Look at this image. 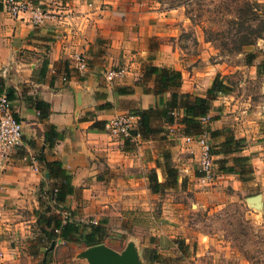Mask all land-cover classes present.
<instances>
[{
    "label": "crops",
    "instance_id": "obj_1",
    "mask_svg": "<svg viewBox=\"0 0 264 264\" xmlns=\"http://www.w3.org/2000/svg\"><path fill=\"white\" fill-rule=\"evenodd\" d=\"M19 1L27 3L29 9L17 17L0 11V90L10 93L8 106L21 125V146L11 151L0 166V264H40L43 257L40 245L35 255L30 254V247L35 236H42L33 212H41L50 205L45 192L52 181L48 178L46 163L58 162L60 169L70 177L72 192L65 197L64 206L72 211L71 220L84 223L95 207L105 214L117 213L119 209L123 215H149L147 203L140 200L143 199L140 194L151 191L146 185L150 172L147 170L156 168L160 143L149 137L142 140L140 137L136 143L122 142L109 137L103 124L117 114L152 110L155 105H160L157 111L161 108L167 95L152 92V79L147 85L135 81L145 58V67L170 66L160 50L154 61L150 52L156 50L146 47L145 41L163 34L157 25L172 10H156L149 0ZM32 11L42 14L41 22L32 21ZM173 12L177 15L173 16L174 36L175 25L180 24V29H185L190 24L179 11ZM76 55L85 59V70L74 68ZM178 56L185 55L182 48L174 45L171 67L181 72L179 91L203 98L210 86L201 93L197 91L202 82L198 77L202 70L184 71ZM111 66L122 73L114 84L104 81L100 75ZM76 90L83 91L89 99L77 116ZM36 102L47 105L46 117L38 114ZM101 105L108 106L99 110ZM93 122L99 126L92 128ZM176 127L181 128V125L174 119L173 130ZM168 130H172L171 127ZM53 133L62 134V138L54 139ZM197 139L198 136L174 135L173 132L162 145L169 156L173 155V165L169 167L176 171L174 185H184L186 192L201 200L190 203L191 208L211 199L218 185H229L234 190L238 187L234 174L219 173L214 164V182L199 174ZM206 140L207 144L211 141ZM117 167L126 173L121 177L110 174ZM167 209L168 219H173V223L161 217L157 219L156 232L150 234H156L157 238L152 245L156 246L160 259L155 262L161 264L172 258V254L173 258L181 256V246L192 254L194 248L211 245L208 237L201 236L194 241L195 247L192 243L188 245L184 241L186 236L197 234L187 228L180 217L181 205L173 200L172 206L163 207V216ZM100 224L104 227V220ZM65 244L57 240L55 247ZM63 250L66 251L65 246Z\"/></svg>",
    "mask_w": 264,
    "mask_h": 264
},
{
    "label": "rangeland",
    "instance_id": "obj_2",
    "mask_svg": "<svg viewBox=\"0 0 264 264\" xmlns=\"http://www.w3.org/2000/svg\"><path fill=\"white\" fill-rule=\"evenodd\" d=\"M149 1L156 10H172L168 12V15L165 14L164 21L157 25L163 34L152 36L145 41L146 47L156 50L150 52V55H153V60L156 59L157 50H160L170 61V66L167 68H172L173 46L177 45L182 48L185 55L178 56L179 60L182 59L183 70L188 72L194 69L202 70L201 76H198L202 80L198 85V92L201 93L214 80L225 86L227 89L225 92L216 93L213 99L208 101L206 115L208 114L209 118L206 117L202 126L205 129L218 132V135L211 138L208 144L212 149L217 148L230 137L234 140H240V151L234 156L245 157L246 160L236 165L238 167V174H234L238 181L236 190L229 185H218L219 188L211 199L207 198L203 201L202 206L195 205L191 208L190 203L195 204L201 200H196L190 193L186 192L184 185H174L173 177L169 178L164 173L166 167L173 165V155L169 156L165 152L166 148L162 145L166 142L168 134L174 132V135H179L182 128L176 127V130H173V120L170 124H167L163 119L161 120L157 114V107L160 105H155L147 119L151 132L141 135V140L149 137L158 141L162 147L158 149L160 155L155 160L156 168L146 169L156 173L157 181L161 183L158 192L152 193L150 191L146 192V195L140 194L143 198L140 200L147 203L149 215L147 217L123 215L121 214L123 211H119V209L117 213L108 211L105 214V211L95 207L93 208L94 212L90 213L83 224L96 226L104 220L102 244L114 250L121 249L125 237L131 235L137 239L142 250L148 249L157 255V248L152 245L157 242L156 234L154 236L150 234L151 231L156 232L154 228L157 225V219L167 217L164 220L168 222V209L165 210L166 214L163 216V207L165 205L172 206L173 200H175L181 205L182 215L180 217L184 219L185 226L197 234L196 236H186L184 241L188 245L194 244L195 247L198 236L208 237L207 241L211 245L208 248H194L192 254L188 250L184 251L179 248L181 256L173 258L172 254V258L163 261L161 264H264V213L258 215L251 212L243 201L245 197L260 193L264 202V43L257 41L252 46L243 47L240 54H228L224 51L225 49H215L212 44L205 42L203 31L206 33L208 31L211 33L228 32L224 23V16L216 11L218 0H198L199 2L196 4L186 7L194 21L190 23L188 20L187 23L190 26H186L185 29H180V24L175 25L173 36V16H177L176 12L173 11H179L184 19H187L183 6L177 7L179 0H173V8L171 9H168L166 4L168 0ZM248 1L256 2L260 7H264V0ZM136 28L140 27L136 25ZM197 37L200 38L199 41L196 40ZM247 54H251L253 57L249 65L245 63ZM146 62L145 58L135 83L141 82L147 85L151 82L152 78L144 76L143 70L147 65ZM119 70V68L111 66L108 71L117 72ZM106 73L107 70L104 69L100 73L104 81ZM185 77L186 73L183 74V81ZM117 81L114 79L109 83L114 84ZM181 82L182 75L180 72ZM205 94L206 92H204ZM179 115L180 113L174 114L177 122ZM166 124L172 130H168L170 127ZM205 138L209 139L208 135ZM232 157L233 155L212 156V161L214 164L216 159H225V166L228 167L231 165ZM214 168L216 171L215 164ZM124 173L126 171L120 167L110 172L112 175L117 174V177H121ZM214 174L209 179L211 182H214ZM146 185L148 186V183ZM126 212L130 213L129 211ZM171 216L173 218V212ZM172 220L169 221L173 223ZM35 237L30 247L31 255H35L39 251L43 253L52 244L46 241L43 236ZM56 241H54L49 254L46 255V260L53 264H79L71 260L70 257L72 258L78 249L84 247L77 241L66 242L63 245L66 247V251L63 250L65 251L63 252V246L55 247ZM172 242L173 238L171 244ZM37 245H40L39 251ZM171 246L173 249V244ZM184 252H187L186 255ZM159 259L157 260L159 261ZM151 264L160 263L152 262Z\"/></svg>",
    "mask_w": 264,
    "mask_h": 264
},
{
    "label": "trees",
    "instance_id": "obj_3",
    "mask_svg": "<svg viewBox=\"0 0 264 264\" xmlns=\"http://www.w3.org/2000/svg\"><path fill=\"white\" fill-rule=\"evenodd\" d=\"M173 0H168V9L173 8ZM199 2L198 0H179L178 6H183L185 16L193 23L191 15L186 7L192 6ZM216 11L224 16L225 26L228 30L226 33H206L203 31V39L205 42L213 45L215 49H225L228 54H240L243 47L252 46L257 41L264 43V7H260L256 2L248 0H218ZM228 47V48H227ZM152 50V49H151ZM151 58L150 56L148 57ZM253 57L247 54L245 57L246 65H249ZM144 76L152 78V92L155 95H167L161 103V108L157 111L158 116L165 120L167 124L172 123L175 119L174 114L181 112L178 124L181 125V134L187 137L208 135V138H214L218 135L217 131L205 129L202 126L201 118L206 119L208 111V101L212 100L216 93L225 92L227 89L220 82L214 80L203 98L184 94L179 91L180 73L178 70L167 67L147 66L144 69ZM2 91L0 90V93ZM118 92V91H117ZM6 99H9L10 93L4 92ZM119 94H121L119 92ZM108 105H101L99 110L106 108ZM35 109L38 114L44 118L47 116L48 107L45 103L36 102ZM173 112V118L171 115ZM152 110L139 111L135 110L133 114L140 118L139 133L146 135L151 132L148 126V116ZM14 117V116H13ZM15 119V117H14ZM16 120V119H15ZM17 121V120H16ZM99 124L93 122L91 127L96 128ZM56 140L62 138V134L53 133L52 136ZM240 140L227 138L220 146L215 149L209 147L211 156H229L231 165L225 166V159H216V171L219 173L238 174L236 165L246 160L234 154L240 151ZM48 170V178L52 184L45 192L50 205H46L41 212L34 211L35 225L40 235L50 244L55 240L64 242L77 241L82 247L93 246L102 243L104 233L103 223L96 226L86 225L71 220L72 211L64 206L65 197L72 192L70 186V177L60 169L58 162L46 163ZM164 173L169 178H174L176 171L171 167H166ZM148 187L152 193H157L160 184L154 171L147 173ZM66 211L68 219L62 223L60 213ZM37 241L39 239H36ZM184 250V247L181 246ZM51 251L50 245L44 250L40 264H47L46 255ZM144 258L147 264H151L158 259V255L154 251L143 250Z\"/></svg>",
    "mask_w": 264,
    "mask_h": 264
},
{
    "label": "built area",
    "instance_id": "obj_4",
    "mask_svg": "<svg viewBox=\"0 0 264 264\" xmlns=\"http://www.w3.org/2000/svg\"><path fill=\"white\" fill-rule=\"evenodd\" d=\"M29 5L19 0H0V11L10 17H17L19 13L27 11ZM32 21L39 23L42 20V14L39 11H32ZM74 68L78 71L85 70V59L76 55L73 57ZM122 77L121 71H107L105 79L110 82L114 79L119 80ZM173 116V112H171ZM205 119L201 118V122ZM140 118L132 113H121L107 119L103 124V129L111 138L120 141H131L136 143L140 139L139 133ZM197 143L200 146L199 169L201 176L209 180L213 174V161L209 153V145L205 135H198ZM21 146V125L17 122L8 106V100L4 93L0 94V166L7 159L10 152ZM61 222L68 219V213H60Z\"/></svg>",
    "mask_w": 264,
    "mask_h": 264
},
{
    "label": "water",
    "instance_id": "obj_5",
    "mask_svg": "<svg viewBox=\"0 0 264 264\" xmlns=\"http://www.w3.org/2000/svg\"><path fill=\"white\" fill-rule=\"evenodd\" d=\"M89 103L88 96L80 90L75 91V116ZM47 178V174H44ZM246 207L253 213L262 215L264 213V202L262 194L245 197L243 199ZM53 247V243L50 248ZM71 260L79 264H147L144 258L143 250L139 247L137 239L128 235L123 241L121 249L114 250L105 244L78 249Z\"/></svg>",
    "mask_w": 264,
    "mask_h": 264
}]
</instances>
